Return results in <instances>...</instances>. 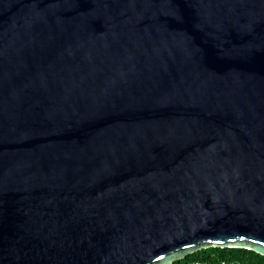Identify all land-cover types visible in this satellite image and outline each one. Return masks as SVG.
Here are the masks:
<instances>
[{
    "label": "water",
    "instance_id": "obj_1",
    "mask_svg": "<svg viewBox=\"0 0 264 264\" xmlns=\"http://www.w3.org/2000/svg\"><path fill=\"white\" fill-rule=\"evenodd\" d=\"M264 256V0H0V264Z\"/></svg>",
    "mask_w": 264,
    "mask_h": 264
},
{
    "label": "trees",
    "instance_id": "obj_2",
    "mask_svg": "<svg viewBox=\"0 0 264 264\" xmlns=\"http://www.w3.org/2000/svg\"><path fill=\"white\" fill-rule=\"evenodd\" d=\"M192 261H205L209 264H217L220 261H236L242 264H264V256L243 248L210 246L205 249L197 250L181 259H177L171 264H185Z\"/></svg>",
    "mask_w": 264,
    "mask_h": 264
},
{
    "label": "built area",
    "instance_id": "obj_3",
    "mask_svg": "<svg viewBox=\"0 0 264 264\" xmlns=\"http://www.w3.org/2000/svg\"><path fill=\"white\" fill-rule=\"evenodd\" d=\"M185 264H209V263H207V262H205V261H192V262H187V263H185ZM217 264H242V263H240V262H225V261H220L219 263H217Z\"/></svg>",
    "mask_w": 264,
    "mask_h": 264
}]
</instances>
